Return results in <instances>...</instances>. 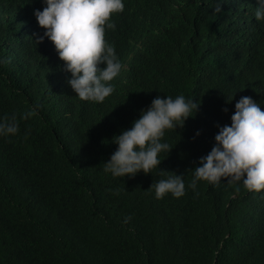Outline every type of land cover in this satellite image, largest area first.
Segmentation results:
<instances>
[{
  "label": "trees",
  "instance_id": "16d2710c",
  "mask_svg": "<svg viewBox=\"0 0 264 264\" xmlns=\"http://www.w3.org/2000/svg\"><path fill=\"white\" fill-rule=\"evenodd\" d=\"M223 2L216 13L217 0H123L105 33L122 69L96 103L76 96L54 44L36 42L43 0H0V60L10 59L0 63V120L15 113L20 128L0 137V264H264V190L227 178L188 186L235 103L247 96L264 110L258 0ZM178 95L201 105L166 130L172 150L159 167L105 173L113 137L153 99ZM161 170L184 176L185 195L155 198Z\"/></svg>",
  "mask_w": 264,
  "mask_h": 264
},
{
  "label": "clouds",
  "instance_id": "9594fccd",
  "mask_svg": "<svg viewBox=\"0 0 264 264\" xmlns=\"http://www.w3.org/2000/svg\"><path fill=\"white\" fill-rule=\"evenodd\" d=\"M43 2L46 7L34 12L39 26L45 29L36 42H43L47 37L54 44L65 71L71 73L68 83L80 100L102 103L113 93L110 82L122 69L105 33L106 28L115 30L112 16L124 11L123 0ZM223 3V0H217L216 13L221 11ZM254 15L257 21H264V0H258ZM0 63H10V59L0 60ZM101 64L106 66L101 68ZM232 99H227L226 103H231ZM200 105L201 101L186 100L184 95L153 99L130 129L113 137L112 143L118 147L110 160L103 163L104 172L111 173L114 178L152 173L162 162L159 154L172 150L168 143L161 142L166 130L183 128ZM36 114L34 107L21 113L19 119L27 120ZM218 127L215 145L206 156L199 158V166L191 170L193 177L188 186L195 190L200 181L218 185L221 178H227L230 185L242 181L248 192L260 193L264 190V110L261 105L251 97H241L235 103L231 125ZM19 131L15 113L0 120V137L15 136ZM160 174H167V178L153 182L150 187L155 190L156 199H162L168 193L175 198L185 195L184 176L164 170Z\"/></svg>",
  "mask_w": 264,
  "mask_h": 264
}]
</instances>
